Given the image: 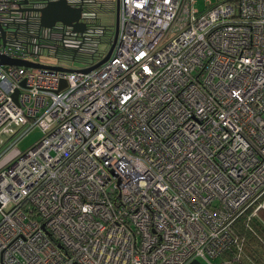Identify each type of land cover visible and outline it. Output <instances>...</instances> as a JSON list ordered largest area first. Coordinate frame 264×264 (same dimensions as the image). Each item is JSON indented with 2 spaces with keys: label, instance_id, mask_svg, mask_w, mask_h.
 I'll use <instances>...</instances> for the list:
<instances>
[{
  "label": "built area",
  "instance_id": "2783aa9c",
  "mask_svg": "<svg viewBox=\"0 0 264 264\" xmlns=\"http://www.w3.org/2000/svg\"><path fill=\"white\" fill-rule=\"evenodd\" d=\"M55 1L0 0V60L62 68L0 64V264H225L264 207V0H119L87 73L114 29Z\"/></svg>",
  "mask_w": 264,
  "mask_h": 264
},
{
  "label": "trees",
  "instance_id": "16d2710c",
  "mask_svg": "<svg viewBox=\"0 0 264 264\" xmlns=\"http://www.w3.org/2000/svg\"><path fill=\"white\" fill-rule=\"evenodd\" d=\"M231 232L235 242L222 257L225 264H264V207L249 209Z\"/></svg>",
  "mask_w": 264,
  "mask_h": 264
},
{
  "label": "water",
  "instance_id": "95a60500",
  "mask_svg": "<svg viewBox=\"0 0 264 264\" xmlns=\"http://www.w3.org/2000/svg\"><path fill=\"white\" fill-rule=\"evenodd\" d=\"M115 5H116L115 30L113 35V42L110 49L108 50L106 56L102 59V61H100V63H98L94 67L81 70V72L84 73L90 72V70L99 66L109 58L117 38V13H118L119 0H115ZM39 12H40V24L42 27L51 28L56 22H60L66 26L72 27L74 31L82 32L84 30V26L78 22L80 18L81 9L80 8L71 9L66 4L65 0L49 2L44 8L40 9ZM0 64L1 65L11 64V65L24 66V67H37L48 70H62V68L60 67L44 66L41 64L32 63L28 61L10 60L4 57L1 58ZM17 93L18 91H16L13 95L14 101H16Z\"/></svg>",
  "mask_w": 264,
  "mask_h": 264
},
{
  "label": "rangeland",
  "instance_id": "374dc122",
  "mask_svg": "<svg viewBox=\"0 0 264 264\" xmlns=\"http://www.w3.org/2000/svg\"><path fill=\"white\" fill-rule=\"evenodd\" d=\"M97 4H95L94 7H92L93 11L96 12L98 21L102 25H106L109 29L113 30L115 25V15L114 12L106 10L104 8L109 7V4L114 0H96ZM215 2L216 0H196L194 9L198 11L205 10L206 2ZM105 47L104 45L102 48ZM41 57L38 58L39 61L42 63H48L51 65L60 64L64 66L65 68H82L84 67L83 64L75 61L65 60L64 58L59 59L54 56H47L45 52H42ZM40 136V131L38 129L32 131L31 133L27 134L19 143L18 146H16L13 151L15 150H23L32 145Z\"/></svg>",
  "mask_w": 264,
  "mask_h": 264
},
{
  "label": "flooded vegetation",
  "instance_id": "af4514ba",
  "mask_svg": "<svg viewBox=\"0 0 264 264\" xmlns=\"http://www.w3.org/2000/svg\"><path fill=\"white\" fill-rule=\"evenodd\" d=\"M95 4H97V2L95 1V3H92V5H94L95 6ZM113 5H114V3H113V1L109 4V7H107V8H104V9H106V10H109V11H112V7H113ZM116 17V16H115ZM114 30H115V26H114ZM113 35H114V31H113Z\"/></svg>",
  "mask_w": 264,
  "mask_h": 264
}]
</instances>
